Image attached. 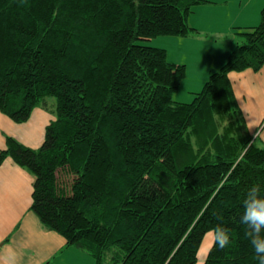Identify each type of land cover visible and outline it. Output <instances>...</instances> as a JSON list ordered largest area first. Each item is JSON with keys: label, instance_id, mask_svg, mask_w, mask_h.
I'll use <instances>...</instances> for the list:
<instances>
[{"label": "trees", "instance_id": "16d2710c", "mask_svg": "<svg viewBox=\"0 0 264 264\" xmlns=\"http://www.w3.org/2000/svg\"><path fill=\"white\" fill-rule=\"evenodd\" d=\"M202 1L0 0V113L53 118L36 148L5 136L0 166L32 176L40 225L94 264H257L239 216L247 187H264V144L228 74L264 66V4L188 103L173 99L174 51L145 44L194 32ZM217 224L230 246L215 245Z\"/></svg>", "mask_w": 264, "mask_h": 264}, {"label": "crops", "instance_id": "0c3cea01", "mask_svg": "<svg viewBox=\"0 0 264 264\" xmlns=\"http://www.w3.org/2000/svg\"><path fill=\"white\" fill-rule=\"evenodd\" d=\"M204 1L207 3L202 1L194 6L187 17V23L195 33L210 30L214 25L227 28L225 24L240 15H252L255 18L249 24L236 28L254 27L259 23V12L264 4V0ZM195 15L196 18L190 21V17ZM202 24L206 25L203 29L200 27ZM230 34L233 45L240 41L236 32ZM193 38L194 35L190 33L186 37L171 39L170 48L175 54L172 61L184 65L185 79L192 78L187 66H203L204 72L209 69L208 62L214 64L220 58L214 51L205 55L200 53ZM206 77L200 81L204 82ZM228 78L248 132L256 134L261 144H264V66L257 72L250 69L231 72ZM194 92L189 91L191 95ZM52 119L39 108H35L29 120L22 124H16L0 113V150L5 148V136L16 139L24 146L36 148L42 142L45 125ZM32 181V176L9 158L0 166V264H75V255L70 253L73 247L67 246L66 240L56 232L43 228L29 209ZM80 251L74 250L77 253ZM90 262L87 259L83 264Z\"/></svg>", "mask_w": 264, "mask_h": 264}, {"label": "rangeland", "instance_id": "374dc122", "mask_svg": "<svg viewBox=\"0 0 264 264\" xmlns=\"http://www.w3.org/2000/svg\"><path fill=\"white\" fill-rule=\"evenodd\" d=\"M204 3H207V2H204ZM195 18H196V15L193 17H190V21L194 20ZM254 18L255 17L252 15H249L247 17H245V15H240V16L234 17L229 23L225 24L227 25V28L224 25H214L210 27V30H206L200 33H195V32L191 33V35L193 34L195 37L193 38V41H196L195 45L198 48H200L198 49L200 53H203L205 55V54L212 53L214 51L216 54L220 56V58L216 60L214 64H212V62H208L209 69H207L204 72H202L203 66H200V67H196L192 65L187 66V69L189 73H191L192 78L190 79V77H188L185 79V76H186L185 74L184 78L180 81L179 86L173 96V99L175 101L182 102V103H188L192 100L194 96L191 95L189 91L198 92L204 83V82H201L200 79L205 78L207 76L208 70L217 69L227 58L229 50L233 46V43L231 40L232 35L230 33L235 32L238 29L236 28L238 26L241 27L244 24H249V22ZM227 21H228V18H227ZM205 26L206 25L204 24L200 25L202 29L205 28ZM166 37H169V36H164V37L159 36V37L146 41L145 44L158 47V48H164V46L170 47L172 45L171 43L172 40H168L166 43L164 42L165 40H162V39H168ZM225 45H227V48H224ZM205 57L206 56H204V58ZM172 63L181 64L180 62H176V61H172ZM254 136H256V134ZM256 141H257V144L261 146L263 145L261 144L258 138L256 139ZM210 245H211V239L209 236H207L199 251L198 257L199 256L203 257L206 254V251L210 247ZM73 249L78 250L74 247ZM73 249L70 251V253L75 255V260H76L75 264H83L84 261H87V259L91 261L90 264H93V259H91L89 256L88 258L86 254L85 253L83 254V252H81L80 250H78L80 252L77 253V252H74Z\"/></svg>", "mask_w": 264, "mask_h": 264}, {"label": "clouds", "instance_id": "9594fccd", "mask_svg": "<svg viewBox=\"0 0 264 264\" xmlns=\"http://www.w3.org/2000/svg\"><path fill=\"white\" fill-rule=\"evenodd\" d=\"M239 221L246 227L251 249L257 264H264V187L252 183L242 198ZM212 239L217 247L231 245V231L221 224L213 226Z\"/></svg>", "mask_w": 264, "mask_h": 264}]
</instances>
